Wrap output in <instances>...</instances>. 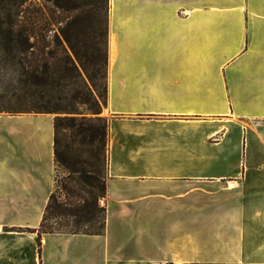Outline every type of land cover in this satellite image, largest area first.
Listing matches in <instances>:
<instances>
[{"label": "crops", "instance_id": "0c3cea01", "mask_svg": "<svg viewBox=\"0 0 264 264\" xmlns=\"http://www.w3.org/2000/svg\"><path fill=\"white\" fill-rule=\"evenodd\" d=\"M110 2L105 232L41 252L55 116L0 113V264H264V0Z\"/></svg>", "mask_w": 264, "mask_h": 264}, {"label": "trees", "instance_id": "16d2710c", "mask_svg": "<svg viewBox=\"0 0 264 264\" xmlns=\"http://www.w3.org/2000/svg\"><path fill=\"white\" fill-rule=\"evenodd\" d=\"M26 1L15 0L12 10H0V73H11L0 91V112L58 114L54 119L56 174L64 167L69 177L62 186L56 185L38 229L42 252L43 234L105 232L108 176L104 168L109 161L110 121L100 115V100L108 99V69L104 41L99 37L107 38L109 24L96 29L99 34L91 29L99 19L95 2L80 5L73 0H52L67 16L62 19L54 13L51 21L66 23L62 35L91 88L67 47L58 37L49 40L50 22L21 9ZM12 104L24 105V109L10 111ZM77 104H85L92 115L78 116Z\"/></svg>", "mask_w": 264, "mask_h": 264}, {"label": "rangeland", "instance_id": "374dc122", "mask_svg": "<svg viewBox=\"0 0 264 264\" xmlns=\"http://www.w3.org/2000/svg\"><path fill=\"white\" fill-rule=\"evenodd\" d=\"M2 1V5L0 6V10L2 11H8V10H12V3L15 0H1ZM75 1L77 4L80 5H85L89 2L91 3H97L95 4V13L96 16L99 18L98 21L93 22L92 24V28L93 31L98 32V34L100 33L99 30L96 29H100V27H107V25L109 24V30H108V35L107 38H103V37H99V41L103 42L102 47L104 49H106V53H107V69L109 71V60L111 58V45H112V40L109 37V35L111 36V32H110V10H111V2L110 0H73ZM21 9L26 10L28 15H39L41 16L45 21H49L50 24L48 26V28L50 29V31L48 32L49 34V40H55L57 37L59 38V40L67 47L69 53L72 55V57L74 59H76L73 51L71 50V48L68 46L67 42L65 41L63 35H62V28L65 26L66 23H55L51 21V16L55 14H58L63 18H66V14L62 11H58V9L56 8L54 1L52 0H27L26 2H24V5L21 6ZM15 11V10H13ZM77 14L79 12H74L73 14ZM109 16V17H108ZM90 29V28H89ZM103 29V28H102ZM137 52H138V56L140 57H145V49L143 46H137ZM137 56V55H136ZM77 63V66L79 67L82 75L84 76V79L86 80V83L92 88V83L89 80L88 76L86 75L85 71L83 70V68L81 67V64L79 63V61L76 59L75 60ZM11 77V73L10 71L8 72H3L0 73V91L2 90V87H6L9 80ZM108 85V84H107ZM15 105V104H14ZM12 104V106H10V111H22L24 109V105L21 104H17L16 106H14ZM77 109L79 110L80 114H77L78 116H90L91 111H89L88 107L85 104H77ZM100 115L104 116L106 118L109 119L110 121V117L106 115L107 113V99L104 98V100H100ZM0 113H6L5 112H0ZM54 116H58V114L53 113ZM49 118V117H48ZM105 170V176H108V168H107V164L104 168ZM57 183L56 185L62 186V184L68 180L69 177V173L68 171L64 168V167H59L58 171H57ZM78 176V174H77ZM59 194H63L61 188L57 189Z\"/></svg>", "mask_w": 264, "mask_h": 264}, {"label": "bare ground", "instance_id": "6f19581e", "mask_svg": "<svg viewBox=\"0 0 264 264\" xmlns=\"http://www.w3.org/2000/svg\"><path fill=\"white\" fill-rule=\"evenodd\" d=\"M115 41L113 40L112 41V45H111V59L113 60L116 56V48H115V45H114Z\"/></svg>", "mask_w": 264, "mask_h": 264}, {"label": "water", "instance_id": "95a60500", "mask_svg": "<svg viewBox=\"0 0 264 264\" xmlns=\"http://www.w3.org/2000/svg\"><path fill=\"white\" fill-rule=\"evenodd\" d=\"M109 37H110V35H109Z\"/></svg>", "mask_w": 264, "mask_h": 264}]
</instances>
